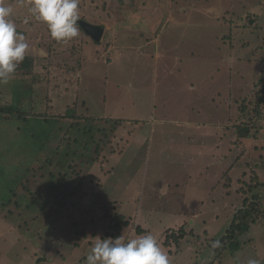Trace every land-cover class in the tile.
Instances as JSON below:
<instances>
[{
    "label": "rangeland",
    "instance_id": "obj_1",
    "mask_svg": "<svg viewBox=\"0 0 264 264\" xmlns=\"http://www.w3.org/2000/svg\"><path fill=\"white\" fill-rule=\"evenodd\" d=\"M2 2L49 84L10 80L23 97L15 116L0 119V165H14L17 179L0 207V264H85L116 215L125 241L151 233L171 264H264V0H80V16L106 27L98 43L83 31L56 41L31 0ZM1 85L9 100L12 85ZM46 111L50 145L35 150ZM93 117L94 142L79 148L86 135L71 129ZM27 146L35 154H16ZM252 169L263 185L248 202L256 193L260 205L240 248L213 249L234 211L250 206ZM104 203L110 218H101ZM181 227L186 236L165 246Z\"/></svg>",
    "mask_w": 264,
    "mask_h": 264
},
{
    "label": "clouds",
    "instance_id": "obj_2",
    "mask_svg": "<svg viewBox=\"0 0 264 264\" xmlns=\"http://www.w3.org/2000/svg\"><path fill=\"white\" fill-rule=\"evenodd\" d=\"M80 0H31V14L39 22L45 23L50 36L56 41H67L79 35L77 21ZM13 9L0 0V83H8L15 69L25 58L29 48L24 36L10 16ZM220 241L212 242L213 249L220 247ZM85 264H171L166 251L151 233L124 240L96 237L85 257ZM247 264H259L249 259Z\"/></svg>",
    "mask_w": 264,
    "mask_h": 264
},
{
    "label": "trees",
    "instance_id": "obj_3",
    "mask_svg": "<svg viewBox=\"0 0 264 264\" xmlns=\"http://www.w3.org/2000/svg\"><path fill=\"white\" fill-rule=\"evenodd\" d=\"M81 18L84 19L83 16H81ZM248 22L253 24L254 23L253 18H251V19L248 18ZM94 25H99V23L98 24L95 23ZM100 25L103 27V34H102V36H103L105 31H106V27L102 23H100ZM79 31L82 32V29L80 27H79ZM36 60H38L36 57H33L30 54H25L24 60L19 63V65L17 66V68L15 69V72L11 75V77L13 78V76H15L17 74H21L22 77L19 79L22 80L24 84H25L24 80L27 79L28 81L32 82L35 85L37 83V81L40 79V77L42 76L40 79V83L42 81H46V84H49V78H48L49 70L46 71L45 73L41 72L42 74L40 72L36 71L37 66H35V65L40 64L38 62L37 64L33 65V63H35ZM122 63H124V61H122ZM42 66L44 68L46 67L45 64H43V63H42ZM74 73H75V70H73V72H71L70 74H64L63 73L62 76H70V75H73ZM23 75H24V77H23ZM11 77H10L8 83H6V84L1 83L2 88H6L8 84H11L13 87V91H12L13 93H12V96H10L9 100L4 101L0 98V119H2L4 121L9 119L11 116H15L16 111L18 110L19 107H17L15 105L14 100L17 98H19V100H20L23 97L21 94V89H20L21 86L16 81H10L12 79ZM71 77H69L68 79H72ZM62 78H64V77H62ZM56 85H58V84H56ZM37 88H40V87H38V84L36 86H34L35 90H37ZM261 93L263 94L261 96V98H262V100H264V92L262 90H261ZM47 94L45 93V95H44L46 101H47V98H49V96H50ZM20 102H21V100H20ZM262 104H264V101H262ZM79 108H80V106H79ZM22 112L23 111H20V113H17L18 116H21ZM6 116H8V118H6ZM37 116H42L43 119H46V120H44L45 126L41 127L42 130H40L39 134L36 135L33 133V135H35V137H36L34 140L36 147L34 146L35 147L34 149L35 150H45L46 147H49V145H50V142L48 139H50V135H49L50 134V127L52 126V128H53V125H51V124L53 123L54 120H52L53 117H51L49 112H47V111L42 112V113L38 114ZM92 119H94V117L90 118V119L87 118L86 122H84V124L82 126L80 125L81 123H78V124H76V126H73L71 129V131L75 135L74 138L81 136V135L82 136L86 135L87 139L84 140V138L82 137V142L80 143L82 145V147L79 145L78 141H75V143H77V146L79 148H86V149L90 150L91 141L94 142V139L92 136V130H91V127H93V124H88L89 122H91ZM35 121L37 122L36 124L39 125V127H40V125H41L40 121L39 120H35ZM45 122H46V124H45ZM107 122H110V123L116 122V124H118L120 122V120L119 119L118 120L110 119ZM71 123H73V122H71ZM86 123L88 126H86ZM5 124H10V123H5ZM247 130L248 129L245 130L242 137H246L247 132H248ZM34 142H32V143H34ZM23 146H24V144H23ZM18 149L20 151L17 150L18 151L16 153L17 155L23 154V156H26L28 154L29 155L35 154L34 150H32L31 148H30V150H28V146L26 148L27 150L22 151L21 147H18ZM54 159H56V158L50 157L46 161L50 162V161H53ZM57 164L60 165V163H57ZM13 168H14V165H12V167L8 166V168L6 166H3L2 164L0 165V197H1L0 198V207L1 208H5L3 206L7 205L8 203L9 204L12 203L11 202L12 196L15 194V186H16L15 184L17 183V179H13L9 175V173L13 170ZM229 169H231V167L228 168V171H229ZM228 171L224 172L223 176L225 178L227 176V179L232 181L231 180L232 178L228 175ZM252 172H253V174L256 173V174H254L255 175V181L252 182V184H251V180H250V182L248 184V189L245 190L246 195H245V198L243 201L244 206H247L249 204H250V206L248 207V209L247 208H245V209L238 208L234 211L232 221H231V223H230V225L226 231V234H224L219 239V241H220V243H222L223 247L227 246L228 248H231L232 250H238L240 248L241 243L238 242V236L247 231V229L249 228L248 219L251 217L252 212H254L256 210L257 205H260L259 204L260 198H259V196L258 197L256 196V195H258L256 193L254 195H252L253 201L248 202V200H250V198L248 197V193H251V194L254 193L255 190L259 189L263 185V182L260 181V177L258 175V172L255 169H252ZM252 176H251V178H252ZM224 185H226V184H224ZM240 191L243 192V189H241ZM29 192L32 193V191H29ZM38 194H39V192L36 195H38ZM45 195L46 194H44V196ZM50 200H51V197H50ZM42 201H44L43 198H42ZM44 205H45V202H42L40 206L43 207ZM110 209L111 208L109 207L108 203L102 204L100 207V211L103 212V215H101V218H103V219L104 218H110V215H109ZM124 220H125L124 215H120V216L116 215V218L112 220V223L114 224V226H113L114 233L112 235L106 234V235H104V237H101V238H105L106 236L112 237V238L120 236L121 224L119 226L118 223L122 222V225L123 224L126 225V221H124ZM252 222H253V220H252ZM190 233H194L193 230H190ZM186 234L187 233H186L184 227H181V229L178 230V232L173 231V232L167 234L163 243L165 246H171V244H170L171 242L175 243V245H178L180 243V241L186 236ZM220 247H218V248H220Z\"/></svg>",
    "mask_w": 264,
    "mask_h": 264
},
{
    "label": "water",
    "instance_id": "obj_4",
    "mask_svg": "<svg viewBox=\"0 0 264 264\" xmlns=\"http://www.w3.org/2000/svg\"><path fill=\"white\" fill-rule=\"evenodd\" d=\"M77 24L84 34L88 35L94 42L98 43L100 41L103 34V27L101 25L91 24L81 18L77 21Z\"/></svg>",
    "mask_w": 264,
    "mask_h": 264
},
{
    "label": "crops",
    "instance_id": "obj_5",
    "mask_svg": "<svg viewBox=\"0 0 264 264\" xmlns=\"http://www.w3.org/2000/svg\"><path fill=\"white\" fill-rule=\"evenodd\" d=\"M156 41H157V38L147 39L146 44L149 43V42H156ZM125 69H126V67H122V70H125Z\"/></svg>",
    "mask_w": 264,
    "mask_h": 264
},
{
    "label": "flooded vegetation",
    "instance_id": "obj_6",
    "mask_svg": "<svg viewBox=\"0 0 264 264\" xmlns=\"http://www.w3.org/2000/svg\"><path fill=\"white\" fill-rule=\"evenodd\" d=\"M81 19H83V18H81ZM85 20V19H84ZM85 21H87V20H85ZM87 22H89V21H87ZM90 23V22H89ZM92 24V23H91Z\"/></svg>",
    "mask_w": 264,
    "mask_h": 264
}]
</instances>
